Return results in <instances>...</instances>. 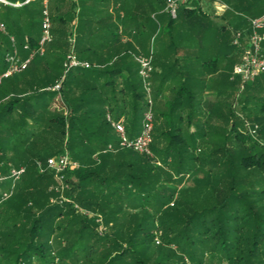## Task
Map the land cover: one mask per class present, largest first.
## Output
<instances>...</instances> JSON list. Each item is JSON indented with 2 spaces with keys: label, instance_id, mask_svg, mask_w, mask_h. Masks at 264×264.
<instances>
[{
  "label": "trees",
  "instance_id": "1",
  "mask_svg": "<svg viewBox=\"0 0 264 264\" xmlns=\"http://www.w3.org/2000/svg\"><path fill=\"white\" fill-rule=\"evenodd\" d=\"M5 1L0 72L7 70L13 39L24 59L39 49L45 11V0ZM47 1L53 39L44 55L8 79L10 93L0 101V169L5 175L26 169L0 204V264H264V144L258 140L264 141V74L244 86L240 115L227 103L210 108L184 81L166 112L152 98L155 156L120 148L107 114L124 118L134 136L150 107L140 54L130 48L149 57L156 35L167 71L153 67L150 84L160 75L162 94L171 52L206 27L197 19L205 15L199 1L181 4L173 19L169 0H156L157 24L135 33L134 43L114 31L110 0ZM209 1L227 6L232 36L221 41L235 84H242L230 50L237 47L235 34L243 42L250 20L264 15V0ZM71 55L91 67L64 75ZM58 83L60 90H51ZM59 101L61 109H54ZM209 139L212 147H203ZM65 153L79 167L65 172L67 188L55 190L47 160ZM62 196L70 202H51Z\"/></svg>",
  "mask_w": 264,
  "mask_h": 264
},
{
  "label": "built area",
  "instance_id": "2",
  "mask_svg": "<svg viewBox=\"0 0 264 264\" xmlns=\"http://www.w3.org/2000/svg\"><path fill=\"white\" fill-rule=\"evenodd\" d=\"M183 1L184 0H169L167 10L173 19L177 18L180 5L185 3ZM0 3L9 4L5 0H0ZM47 3L48 1L45 0L43 33L39 44V49L34 52H30L29 56L24 59L20 55V51L13 39V49L6 54L5 58L8 67L0 77V85L2 84L4 79H9L16 74L25 71L36 54H45L46 45H48L53 39L51 32L52 22L47 10ZM250 24L251 32L246 38L247 42L245 43V45H243V43L241 42V33H236L234 38V45L243 49L241 62L237 64L233 70L234 75L236 77H239L242 81V89H244V86L247 83L254 81L260 75L264 74V15L251 19ZM6 31V26L3 23H0V32L6 33ZM24 49L26 51L30 50L28 45L24 46ZM136 60L140 64V75L144 81L148 93V103L150 105L149 109L144 115L141 126V133L136 138H131L126 129L124 119L116 120L111 115V113L107 114V121L110 123L111 127L118 136V146L120 148L129 149L136 153L153 158L154 153L152 151V144L154 141L155 115L153 111V99L151 97L150 84V77L151 73L153 72V49H151V55L149 57L138 56L136 57ZM77 67L88 69L91 67V65L88 62H80L74 55H71L69 56V61L65 64L64 75H66L70 69ZM60 87L61 83H58L51 90L59 91ZM247 127H249V124H247ZM108 149L113 150L114 147L110 145ZM39 167L41 172L45 171L42 163H39ZM78 167V163L73 161L69 155H60L47 160V168L52 170L57 178L61 179L65 178V172ZM25 173L26 169L24 167H21L19 169L11 168L9 169L7 175H5L0 169V204L8 200L12 196L16 184L20 181ZM7 181H10V186L7 189H2L1 185L5 184V182Z\"/></svg>",
  "mask_w": 264,
  "mask_h": 264
},
{
  "label": "rangeland",
  "instance_id": "3",
  "mask_svg": "<svg viewBox=\"0 0 264 264\" xmlns=\"http://www.w3.org/2000/svg\"><path fill=\"white\" fill-rule=\"evenodd\" d=\"M148 0H110V10H111V15L113 16V28L114 31L119 35L120 39H123L124 42L130 41V42H134L133 38L135 36V33H137L138 31L141 30H146V29H150L152 28L155 24H157V17H158V4H156V0H150L148 2H151L152 4L150 5L149 3H147ZM199 1V7L201 8V10L204 12V14L206 15H198L200 17H197L198 20L202 21V23L200 24H206V27L204 26H199L198 31H196V36L194 37V39L191 38L190 41L186 42L185 44V48L189 50L191 53L195 54V50L197 51V54L200 55L199 57L202 60H206L208 59V50L209 47H211L215 41L216 36L218 35V31H225L226 34L231 35V29L228 26V20L232 21L230 18H226L225 20H221V19H216L214 16H216L217 14H223V12H221L220 6L219 5H215L214 3L210 2L209 0H198ZM183 2H187V0H184ZM182 2V3H183ZM18 6V5H17ZM139 8V9H138ZM168 11V10H167ZM179 14H180V10L178 11V19H179ZM216 20V21H215ZM217 27H220V29H218ZM222 27H226L225 30H222ZM218 29V30H217ZM231 30V31H230ZM195 33H192V37ZM155 41V42H154ZM157 41L156 40V35L153 36V38L151 39V43H150V48L153 49V59L155 60L153 67H155V72L158 74H161V72L163 71H167V67L160 63V61H162L161 59V52L159 51V48L157 47ZM150 42V41H149ZM196 47V49H195ZM150 49V50H151ZM181 49V48H180ZM176 50V52H171V59L173 58L174 61H171L170 59V63H171V71L170 73L173 72L174 68H176V61L178 60L180 62V66H182L181 68H185V66L187 67L184 71L187 72L188 68L193 65V63H190L188 61V52H186V56L184 51L181 52L182 50ZM234 51H236L237 53L240 51L239 47H236L235 49H232ZM22 52V50H21ZM132 55H139L141 56V52L138 48H136V46H134L133 48H130V51ZM206 53H208L206 55ZM30 52H27L26 55L27 57L29 56ZM138 57V56H137ZM222 62V60L220 61ZM174 66V68H172V66ZM1 69V66H0ZM5 72V71H4ZM4 72H0V77ZM185 73V72H184ZM228 75V73H227ZM234 77V76H233ZM159 78H161V76H157V79L152 78L151 79V88L153 90L152 93V98L155 100V103L157 104V106H159V109L162 110L163 112H166L167 107L165 106V103L169 100L168 99V95H161L160 94V90L158 88V85L156 83V80H158ZM234 79V78H233ZM228 80V79H227ZM229 83V82H226ZM12 85V82L8 79H4L2 84L0 85V99H2L3 97L7 96L10 89V86ZM231 87V91L226 94V98H227V104H231L232 105V109L235 113H237L238 115H240L239 113H241V107L242 104L240 102V94H242L241 92L243 91L241 84H237V85H232ZM164 88L167 90L173 88L172 86V82H168L164 85L163 87V91L165 92ZM213 90H210L209 93L213 94ZM160 95V96H159ZM60 99V98H59ZM217 98H214V100ZM163 100V101H162ZM162 101V102H161ZM212 105H210L209 107L211 108V106L213 107L215 105V103H211ZM61 103L59 102H55L53 104V108L54 109H61L60 106ZM252 106V105H251ZM242 114V113H241ZM13 116L17 117V112H13ZM214 122V121H213ZM216 125H220V126H225V124L223 123V121H215ZM250 122V126L249 131L252 135H254L255 137H257L258 134H255L254 131H258V126L257 128H253L251 126ZM249 124V123H248ZM255 124V123H253ZM214 125V124H213ZM247 126V124H246ZM10 132V130H8V133ZM141 133V127H138L136 133L134 136H129L131 138H136L137 136H139ZM11 136V135H10ZM211 139H213V136H209ZM211 139H209V144L208 146H203V147H212L211 144ZM259 142L264 144V141L259 139ZM64 155H68L67 153H65ZM155 156V155H154ZM54 180L56 182L55 187H53V189L55 190H60L65 189L68 187L67 182L64 179L61 178H57L56 176L54 177ZM10 181L5 182V184L3 185H7V188L10 186ZM190 183L185 182V185H189ZM3 185H1V187H3ZM52 203L56 204V203H63V202H70L69 199L65 198L64 196L60 197V200H58L57 198H54L52 201ZM159 242L161 243V240L158 239ZM157 242V241H156ZM158 244V243H157Z\"/></svg>",
  "mask_w": 264,
  "mask_h": 264
},
{
  "label": "crops",
  "instance_id": "4",
  "mask_svg": "<svg viewBox=\"0 0 264 264\" xmlns=\"http://www.w3.org/2000/svg\"><path fill=\"white\" fill-rule=\"evenodd\" d=\"M212 3H214L215 5H219L221 12H223V14H217L214 17L216 19L225 20L226 18L224 17V14L227 10V6L221 3H218V2H212ZM217 28L220 29V27H217ZM225 35H226L225 31L224 32L223 31L220 32V30L218 31V35L216 36L213 45L209 47V50H208L209 54L206 53V55L207 54L209 55L207 61L202 60L199 57L200 55L197 54L196 50H195L196 55H194L189 50L181 48L180 50H182L181 52L184 51L185 56L189 54L188 61L190 63H193V65H191L186 72L184 70L187 67L185 66V68H181L182 66H180V62L177 60L175 64L176 68L171 73L170 80H169V82H172L173 88L169 90L168 89L166 90L164 88L165 92L162 89L163 92L161 95L163 94L164 96L168 95V99H169L168 101L170 100L173 101L178 95V90L182 86V83L184 81H187L191 85V88L193 89L194 94L199 99L206 101V103H208L209 105H212L211 103H215L217 105H220L222 103H227V98L225 96L231 91L230 86L236 85L235 84L236 79L232 76V71H231L230 66L227 65V58L225 57V54L227 52L226 44L221 41V37ZM231 38L233 39V37ZM245 38L243 39V42H242L243 45H245V43L247 42ZM234 49L236 50V47H234ZM239 50L240 51L238 53L234 50H230L231 58L232 60H234V63H233L234 66H236L237 64L241 62V59L243 56V49L239 47ZM186 52L188 53L186 54ZM263 53H264V49H263ZM213 60H218V62L214 63L212 62ZM221 60L222 62H220ZM171 61H174V59L172 58ZM204 63L206 64L204 65ZM226 82H229V83H226ZM156 83L158 84V82ZM210 90L214 91L213 94L209 93ZM214 98H217V99L214 100ZM0 101H3V99H0ZM218 118L219 117L217 118L215 117L214 119H218Z\"/></svg>",
  "mask_w": 264,
  "mask_h": 264
}]
</instances>
